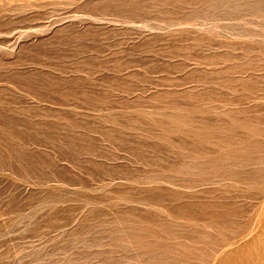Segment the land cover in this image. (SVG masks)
<instances>
[{
	"label": "rangeland",
	"instance_id": "rangeland-1",
	"mask_svg": "<svg viewBox=\"0 0 264 264\" xmlns=\"http://www.w3.org/2000/svg\"><path fill=\"white\" fill-rule=\"evenodd\" d=\"M0 264H264V0H0Z\"/></svg>",
	"mask_w": 264,
	"mask_h": 264
}]
</instances>
